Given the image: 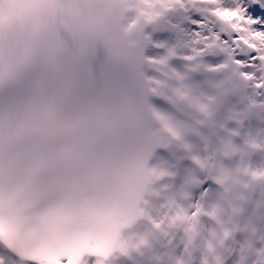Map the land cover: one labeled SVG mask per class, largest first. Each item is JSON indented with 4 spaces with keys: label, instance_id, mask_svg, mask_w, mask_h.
<instances>
[{
    "label": "snow or ice",
    "instance_id": "6c2138e0",
    "mask_svg": "<svg viewBox=\"0 0 264 264\" xmlns=\"http://www.w3.org/2000/svg\"><path fill=\"white\" fill-rule=\"evenodd\" d=\"M21 39L0 264H264V0H141L101 53L88 29Z\"/></svg>",
    "mask_w": 264,
    "mask_h": 264
},
{
    "label": "bare ground",
    "instance_id": "6f19581e",
    "mask_svg": "<svg viewBox=\"0 0 264 264\" xmlns=\"http://www.w3.org/2000/svg\"><path fill=\"white\" fill-rule=\"evenodd\" d=\"M118 1L122 14L121 29L130 44L135 38V32L141 16V0Z\"/></svg>",
    "mask_w": 264,
    "mask_h": 264
}]
</instances>
